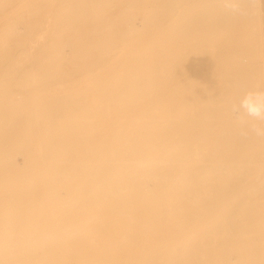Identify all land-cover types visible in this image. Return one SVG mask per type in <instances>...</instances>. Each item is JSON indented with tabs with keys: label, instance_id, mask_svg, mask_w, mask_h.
I'll list each match as a JSON object with an SVG mask.
<instances>
[{
	"label": "bare ground",
	"instance_id": "obj_1",
	"mask_svg": "<svg viewBox=\"0 0 264 264\" xmlns=\"http://www.w3.org/2000/svg\"><path fill=\"white\" fill-rule=\"evenodd\" d=\"M22 3L0 0V79L23 89L0 90V172H17L11 149L28 154L9 110L30 87L52 98L42 118L58 159L24 202L36 220L0 225V264H264V135L231 111L264 87L249 1L244 16L223 0H52L15 16ZM77 78L83 93L65 95ZM44 191L69 218H44Z\"/></svg>",
	"mask_w": 264,
	"mask_h": 264
},
{
	"label": "rangeland",
	"instance_id": "obj_2",
	"mask_svg": "<svg viewBox=\"0 0 264 264\" xmlns=\"http://www.w3.org/2000/svg\"><path fill=\"white\" fill-rule=\"evenodd\" d=\"M52 0H26V3H22V4H20V5H18V7H20V9L19 10H16L15 11V16H23V17H26V16H29L25 11L27 10V9H29V10H32V9H40V8H42V9H48V8H50L52 5H51V2ZM249 1V5H250V9H251V20L253 19L254 20V22L253 23H251L252 24V26H251V24L249 25V26H247L248 27V30H250V29H252V28H250L249 29V27H253V25H254V23L256 24V26H254L253 27V29H255V27H257V29H259V30H257V41H258V45H259V47H260V49H261V51H263L262 53L264 54V0H248ZM29 2H30V4H29ZM32 2H33V4H32ZM27 3H28V5H27ZM252 7V8H251ZM133 16L135 17V18H137L138 16H139V13H138V11L137 10H134L133 11ZM253 17V18H252ZM252 20V21H253ZM251 21V22H252ZM4 21H2L1 23H0V28H3L4 26H5V23H3ZM247 27H245V29H247ZM256 30V29H255ZM259 31V32H258ZM261 31V32H260ZM259 33V34H258ZM263 34V35H262ZM260 35V36H259ZM153 38V37H152ZM263 38V39H262ZM260 39V40H259ZM262 43V44H261ZM261 44V45H260ZM13 48V45L12 44H7L6 45V49L7 50H11ZM263 49V50H262ZM131 51H128V55L129 54H131L130 53ZM122 54H123V52H122ZM125 55V54H124ZM125 56H127V55H125ZM71 67L72 66H70L69 67V64L68 65H66V67H64L65 69H71ZM263 67H264V64H263V66H262V75H264V70H263ZM88 78H90V77H87V79ZM93 78V77H92ZM92 78H90V79H88V81L90 80L91 81V79ZM78 79V81H76L75 79V81L74 80H71V81H73V83L72 82H68V81H66L65 83H66V86L68 85V86H70L71 88H72V90L70 89V91H68L67 92V94L65 93V95H70L71 94V96L72 97H74V96H78V95H81V93H83V91H84V89L86 88L85 86L87 85L86 84V78H85V80H81V78L79 79V78H77ZM84 79V78H83ZM16 80V84H19L20 83V79L18 78L17 79V77L15 78V79H12V81H15ZM80 80L82 81L81 82V84L82 85H80V83H78L79 85L78 86H76V88L75 89H73L74 87H73V85L75 84V82H76V84H77V82H80ZM263 85H264V76H263ZM11 81V79H9V78H7V79H0V90L3 88V85L4 84H6V86H5V88H4V90L3 91H1V92H4L3 94H5L4 95V98H7L9 95H10V93H12L13 91L15 92V90L17 89H19V87H18V85H15V83L14 82H10ZM87 81V82H88ZM8 82H10V84L9 85H11V83H12V86H10V87H12L13 89H11V92H10V89H8L7 87H9L7 84H8ZM52 80H50V79H48V78H45L44 80H42L41 81V85H46V87L45 88H49V86L47 85V83H49V84H51L52 85ZM56 82V81H55ZM55 82H53V83H55ZM83 82H84V84H83ZM4 83V84H3ZM14 83V84H13ZM56 83H58V82H56ZM71 83V84H70ZM261 83H262V81H261ZM75 84V85H76ZM88 84H90V82L88 83ZM15 86H17L18 88H16V89H14L15 88ZM36 86H38V85H36ZM48 86V87H47ZM2 87V88H1ZM9 87V88H10ZM85 87V88H84ZM259 87H261V90H264V87L262 86V84H260V86ZM7 89V90H6ZM33 87H30V88H27V91H29V95L28 94H26V96L28 97H26L25 98V100H23V103L21 104V106H20V108H18V109H16V110H9V114H10V117H12V118H22V119H24L25 120V122H24V125H23V128H22V130H19L20 131V133L24 136V138H27V144H28V146H29V149H28V154L27 155H25L24 154V156L23 155H21V153H19V154H17L13 149H11L10 150V152H11V154H12V156H18L16 159H18V160H15V164H16V166H17V172H15V173H9V172H7L5 169H3V171L1 170V172H0V225L2 224V223H7V222H15V223H21V224H23V223H27V222H30V221H35L36 220V218L34 219V217L32 216V214L31 213H28L27 211H26V209L27 210H29V208L27 207V206H24L25 205V201L30 197V196H34V195H32V193L34 192V191H36V188H37V186H38V184L40 185V183H41V186H42V188L46 185V173H47V171H46V168H48V166H50V167H52L53 166V163H57L54 159H56L57 158V154H55L54 156H53V154L54 153H52V151H50V147H48L47 146V143H46V141H45V136H46V133H45V126H46V124H45V120H44V118H42V116H44V112H45V110L47 109V108H45L46 106H48V104L49 103H52V98L51 97H47L46 95H43V88H41V89H37V87L35 88V89H33ZM83 89V90H82ZM8 90H9V92H8ZM16 90V91H17ZM35 90V91H34ZM41 90V91H40ZM76 90V91H75ZM20 91H23V89H19V92ZM53 92H54V90H52ZM72 91H74V92H72ZM34 92H36L37 93V95L35 96V94H34ZM72 92V93H71ZM8 93V94H7ZM21 93H23V92H21ZM33 93V94H32ZM63 93V92H62ZM70 93V94H69ZM24 94V93H23ZM64 94V93H63ZM32 95H34L36 98H37V100H35L34 98H33V100H32V98L31 97H33ZM6 96V97H5ZM44 97V98H43ZM52 97H54V96H52ZM31 99V100H30ZM30 100V101H29ZM43 100V101H42ZM4 101H5V99H4ZM25 101V102H24ZM32 101H34L33 102V104H32ZM36 101H38V102H36ZM88 100H85V102L83 101V105L85 106L86 105V103L87 104H89L90 102H87ZM27 102L29 103V104H27ZM41 102V104H39ZM35 103H37V104H35ZM43 103V104H42ZM67 103H70V101H68ZM25 105V106H24ZM31 106H34V107H31ZM37 106L39 107V108H37ZM10 108V107H9ZM23 108H25V109H23ZM31 108H34V109H32V111H30V109ZM37 108V109H36ZM11 109V108H10ZM24 111H23V110ZM45 109V110H44ZM23 111L22 112V114H23V116H21V111ZM28 110V111H27ZM38 110V111H37ZM24 112H25V115H24ZM30 112H32L31 114H30ZM38 112V115L36 114ZM29 113V114H28ZM33 114V115H32ZM28 115H30V116H28ZM32 115V116H31ZM31 117H33L34 119V121H38V123H39V129H40V131H38V126H37V123H35V122H33V124L35 125L36 124V126L33 128V130L35 129V131H36V128H37V131L38 132H40V133H35V131H33V130H31L30 131V126L31 125H29V124H31V121H30V118ZM36 117H39V119L37 120V118ZM45 117V116H44ZM32 119V118H31ZM41 122V123H40ZM45 125V126H44ZM53 125V124H52ZM54 126V128L56 127L55 125H53ZM33 127V126H32ZM32 129V128H31ZM35 133H33V132ZM36 131V132H37ZM32 132V133H31ZM32 134H34V138H33V135ZM37 134H41L40 135V137H39V135L38 136H36ZM35 137H37V139L39 140V138H40V145H41V149H39L38 147L40 146H38V143H39V141L36 139V141H38V143H36V141L34 140L35 139ZM34 141H35V143H34ZM44 143V144H43ZM36 144H37V146H36ZM44 147H45V149H44ZM35 148H38L40 151H41V154L39 153V151H38V149H36L35 150ZM47 149H49L48 151H47ZM32 150L34 151V152H36V154L35 153H33L32 152ZM51 152V153H50ZM44 153V154H43ZM38 154V156H36ZM42 155V157H40V158H42V159H39V156L40 155ZM48 154H49V156H48ZM20 155V156H19ZM52 155V156H51ZM49 157L48 159H46L47 157ZM36 159H35V158ZM46 157V158H45ZM61 157V156H60ZM4 158H0V161H2ZM37 159H39V161L40 160H42V163L41 162H39ZM46 159V160H45ZM58 159V158H57ZM22 160V161H21ZM45 160V161H44ZM18 161V162H17ZM38 161V162H37ZM20 162V163H19ZM1 163V162H0ZM3 163L5 164V160L3 161ZM39 163H40V165H39ZM2 164V163H1ZM0 164V165H1ZM59 164V163H58ZM36 165L39 167H41V169L40 168H36ZM60 165V164H59ZM25 166V167H24ZM31 167V168H30ZM5 168H6V166H5ZM36 169H37V171H36ZM40 169V170H39ZM32 170H33V172H32ZM36 172H35V171ZM26 173V174H25ZM29 173V174H28ZM36 173V174H35ZM25 175H26V177H25ZM34 177V178H33ZM26 178V179H25ZM25 179V180H24ZM39 179V180H38ZM17 180V181H16ZM38 181H40V183L38 182ZM65 184V183H64ZM262 186H261V188H262V190L264 189V181H263V184H261ZM15 186H16V188H15ZM63 184H62V188H63ZM13 189H12V188ZM40 187V186H39ZM11 189V190H10ZM58 192H61V195H60V197H61V202H65L63 199H66L67 197H68V195L66 194V189H63V190H61V188H58V190H57ZM63 192V193H62ZM65 192V193H64ZM14 193V194H13ZM44 195L43 196H41L39 199L40 200H38V202H37V206L38 207H40V208H44V209H46V211H45V217L44 218H47L48 220H52V217L54 216V215H56V214H63L64 216H68V215H70V210L68 209V208H65L64 207V209H65V211H64V209H62V208H60L61 207V205L60 206H58V207H56L54 204H53V200H54V194L53 193H56V191H54V192H51V191H49V192H46V191H44ZM23 196V197H22ZM36 197V196H35ZM20 198V199H19ZM22 207H24L23 209H22ZM38 207H36V208H38ZM59 208V209H58ZM25 209V210H24ZM17 210V211H16ZM22 211H24V212H22ZM26 211V212H25ZM49 211V212H48ZM25 213V214H24ZM47 213H49V216H48V214ZM28 214V215H27ZM25 215H27L28 217H27V219L25 218L26 216ZM44 215V214H43ZM51 217V218H50ZM3 218V219H2ZM68 218H69V216H68ZM22 220V221H21ZM30 220V221H29ZM67 221V220H66ZM235 247H238V246H235ZM241 247V246H240ZM214 249H215V252H218L219 250H220V248H218V246H214ZM37 255H40L39 253H37ZM236 258V257H235ZM234 258V261H236L237 260V258L235 259Z\"/></svg>",
	"mask_w": 264,
	"mask_h": 264
},
{
	"label": "clouds",
	"instance_id": "obj_3",
	"mask_svg": "<svg viewBox=\"0 0 264 264\" xmlns=\"http://www.w3.org/2000/svg\"><path fill=\"white\" fill-rule=\"evenodd\" d=\"M224 7L235 16H244L247 9L242 6V0H223ZM231 111L239 122L248 125L256 135H264V90H249L244 93L238 103L231 105ZM248 119H244V118ZM248 129H242V134L247 135Z\"/></svg>",
	"mask_w": 264,
	"mask_h": 264
}]
</instances>
